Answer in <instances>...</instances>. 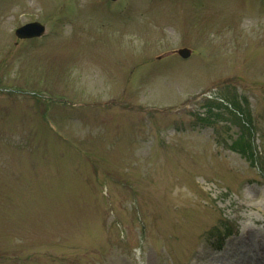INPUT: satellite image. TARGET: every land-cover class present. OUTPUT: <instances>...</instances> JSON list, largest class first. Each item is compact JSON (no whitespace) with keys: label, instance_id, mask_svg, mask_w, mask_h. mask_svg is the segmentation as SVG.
<instances>
[{"label":"rangeland","instance_id":"1","mask_svg":"<svg viewBox=\"0 0 264 264\" xmlns=\"http://www.w3.org/2000/svg\"><path fill=\"white\" fill-rule=\"evenodd\" d=\"M122 7L0 0V264H264V0Z\"/></svg>","mask_w":264,"mask_h":264},{"label":"trees","instance_id":"2","mask_svg":"<svg viewBox=\"0 0 264 264\" xmlns=\"http://www.w3.org/2000/svg\"><path fill=\"white\" fill-rule=\"evenodd\" d=\"M235 104L237 106V102L235 100ZM212 107L213 106H209L208 108V114L209 116H219L217 114H214V112L212 111ZM238 109L242 112L240 115L241 117L244 116V114L246 115V120L247 122H242L241 119H240V116H237L234 118V122H236V124L243 130L245 131H250V122H249V114L247 112H245V110H241V108L239 107L238 105ZM231 114V113H230ZM209 116H207V118L203 119L201 118L200 120H207L209 118ZM229 148L231 149L232 152L234 153H238L242 156H244L245 158H248L249 160H253L254 156H253V153L251 152V146H250V143L248 141H245L244 139H242V135L235 141H233L230 145H229Z\"/></svg>","mask_w":264,"mask_h":264},{"label":"water","instance_id":"3","mask_svg":"<svg viewBox=\"0 0 264 264\" xmlns=\"http://www.w3.org/2000/svg\"><path fill=\"white\" fill-rule=\"evenodd\" d=\"M40 30L41 28L38 24H29L16 30L15 34L18 38H29L38 35ZM178 54L182 57L189 56V52L187 50H181Z\"/></svg>","mask_w":264,"mask_h":264},{"label":"bare ground","instance_id":"4","mask_svg":"<svg viewBox=\"0 0 264 264\" xmlns=\"http://www.w3.org/2000/svg\"><path fill=\"white\" fill-rule=\"evenodd\" d=\"M249 262H250L251 264H255V263H256V262L254 263V261H253V260H251V259L249 260Z\"/></svg>","mask_w":264,"mask_h":264}]
</instances>
